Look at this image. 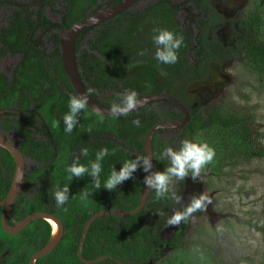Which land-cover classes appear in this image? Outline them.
Here are the masks:
<instances>
[{
  "label": "trees",
  "instance_id": "1",
  "mask_svg": "<svg viewBox=\"0 0 264 264\" xmlns=\"http://www.w3.org/2000/svg\"><path fill=\"white\" fill-rule=\"evenodd\" d=\"M64 1L67 3L65 9L68 11L62 18L63 27L69 28L104 6H96L97 1L105 2L106 0ZM171 6L170 0H159L148 6L150 8L147 10V17L151 20L155 18L165 20L169 31L179 35V29L168 23L171 19L164 7ZM78 8L82 11L79 12ZM92 8L94 9L91 13L89 11ZM253 15L246 27L255 32V36L253 35L246 41L245 54L248 63L264 73V42L260 41L257 35L262 26V20L257 14ZM132 16L131 13L123 12L116 18L86 28L81 31L75 42V61L83 87L94 101L105 107L114 108L123 105L125 98L131 93H135V97L137 94H158L162 90L169 94L167 86L171 82L173 71L164 73L158 67V61L146 60L141 55L142 52L139 50L141 46L135 44L137 38L134 35ZM136 16L138 15L136 14ZM30 23L31 18L28 17L21 21L18 20L15 25L11 26L12 28L9 30L11 32L8 35L9 42L15 49L18 47L23 56L22 64L19 67L20 70H24V77L17 82L15 79L9 83L7 78L0 74V109L10 107L14 103H18L21 108H27L33 103L34 107L31 106V108L44 116V124H41V128L34 125L35 123L20 122V120H15V124L6 121V124L2 125L5 130L13 128L17 131L22 144L20 151L36 163V167L27 172L25 190L16 198L11 216L15 220L23 219L28 214L36 212H46L56 216L62 222L63 237L53 252L38 259L37 262L83 264L75 254L78 239H73L72 229L75 228L77 232H81L86 221L99 211L135 209L138 206L146 172L139 168L142 159L132 177L118 185L115 190H105L103 184L113 167L119 171L124 161L142 157L143 137L160 122V119L156 111L149 109L117 116H101L96 115L86 106V109L78 116V124L72 133H65L63 116L68 112L69 97L76 93L61 66L60 50L57 45L58 35L52 36L56 48L47 55L49 58L45 59L43 51L36 49L29 41L33 34V25ZM45 24L49 29L50 22L45 20ZM154 34L152 31L151 38ZM87 35L90 36L86 39ZM191 45L190 41L184 39L181 47L183 49L178 51L183 50V54H178L179 61L176 62L178 66L174 68L178 71L177 77L180 75L187 77L194 73L192 67L188 66L189 60L184 56V49ZM206 60L208 59L202 56L197 60L196 66L199 71ZM196 72L198 73L197 70ZM27 91L30 94H27ZM167 110L171 116L173 111L170 108ZM92 116L95 120L92 119ZM193 116L194 120L191 121L193 124L188 123L189 129L182 135L178 133L174 138L166 141L154 134L152 151L154 164L157 166L156 173L162 172L170 166L168 158L163 155L165 149L171 147L173 150L179 151L182 141L192 140L197 131H209L210 133L218 131L226 135L231 140L232 147L235 145L244 147L247 157L250 152L262 154L255 147L246 121L234 116H222L217 108L197 109ZM134 120L139 121L138 126L133 123ZM40 133L47 138L50 136L49 139L43 141L38 138L36 134ZM177 136H180L181 139L174 143ZM114 139L125 142L126 146L121 147L113 141ZM102 148H107L109 155L105 156L102 162L100 189L96 190L92 187V177L88 174L82 178L71 180L68 178L69 174L66 172V168L73 161L79 160L81 163L88 164L95 159L96 153ZM84 149H87V155L83 154ZM131 150H137L139 153L133 154ZM0 159V199H2L9 190L14 163L11 156L2 148H0ZM142 171L143 174H141ZM191 175L190 170L187 176ZM174 180L182 185L185 179L178 180L174 177ZM64 186L69 187L67 194L69 200L65 205L58 207L54 193ZM84 190L91 192L87 199L81 197ZM99 194L103 195L102 199ZM119 195H130L127 198L131 199L130 204L127 200L117 201ZM154 195L156 199L149 203V206L152 207L149 210L154 209L155 205L162 207L163 202L167 206L168 202L174 200V195L166 191L157 197L156 190H154ZM144 218H146L144 211L128 217L127 222L123 223V232L116 229L117 218L111 214L94 219L84 239L85 260H96L102 255L116 257V252L120 255L118 259L122 262H125L126 255L129 257L133 253H135L136 264H141L150 258L154 248H149V246L153 242L157 243L159 236L156 233L146 234L148 238L143 240L146 232V229L142 227ZM130 227L133 229H128ZM260 232L264 236V228ZM50 233L49 224L42 219L31 221L25 229L16 235L5 233L0 223V253L10 250L14 254L20 255L23 250V253L27 252L26 257L18 264H27L31 255L46 245ZM69 237L72 239L70 240ZM8 264H13V262H10L9 259ZM95 264L102 263L98 261Z\"/></svg>",
  "mask_w": 264,
  "mask_h": 264
},
{
  "label": "rangeland",
  "instance_id": "2",
  "mask_svg": "<svg viewBox=\"0 0 264 264\" xmlns=\"http://www.w3.org/2000/svg\"><path fill=\"white\" fill-rule=\"evenodd\" d=\"M148 1L153 3V0ZM235 2L249 7L248 12L257 11L262 20L257 35L264 42V0ZM54 20L58 21V16ZM153 21L147 30L161 29L163 25L157 22L158 18ZM244 28L241 39L238 40L239 34L234 29L231 38L227 39H235L238 50L221 72L227 75V83L212 96L207 93L199 96V105L201 108H217L222 116L246 121L255 147L262 154L248 150L247 157L242 145L232 147L231 140L218 131L195 133L192 141L207 143L215 150V156L195 178L187 176L185 185H179L174 177L168 184L165 191L174 195L169 206H177L182 219L177 231L171 230L164 235L163 241L158 242L164 244L168 241L155 258L152 256L154 264H264V236L260 232L264 228V73L248 63L245 45L255 32ZM224 30L221 26L213 33ZM138 33H143V29ZM147 35L151 39V33ZM92 119L95 120L94 116ZM153 211L156 213L159 209ZM154 215L143 226L146 229L143 240L148 238L146 234H153L150 227L159 221ZM170 218L172 211L169 208L168 221ZM0 255V264H8L9 259L18 264L23 259L10 250Z\"/></svg>",
  "mask_w": 264,
  "mask_h": 264
},
{
  "label": "flooded vegetation",
  "instance_id": "3",
  "mask_svg": "<svg viewBox=\"0 0 264 264\" xmlns=\"http://www.w3.org/2000/svg\"><path fill=\"white\" fill-rule=\"evenodd\" d=\"M56 1L58 0H0V74L4 75L7 78L9 83L14 81L15 79L17 82V80L24 77L25 75V73L23 72L24 70L23 69L20 70V67H19L22 64L21 62L23 59L22 54L19 52L20 49L17 47L18 49L17 51V49H15V47L12 46V44L8 40L9 32H11L9 30L12 28L11 26L15 25L18 20L21 21L22 19H25L27 17L31 18L30 24L33 25V28H32L33 34L32 36H30L29 41L32 46L36 47V49L43 51L44 58L48 59L49 57L47 55L50 54L56 48V44L52 40V36L57 34L58 39H59V33L61 32L62 28H65L63 27L62 18L68 11V9H65V7L67 6V3H65L64 0H59L58 3H56ZM110 1L112 0H106L105 2H98L96 6L99 7L100 5H106ZM145 1H148V0H140L139 2L131 5L129 8H127L123 12H128V13L133 14L132 20H133L134 35H135V38H137L135 41V44L141 46L139 50L140 52L143 53L144 59L147 60V59H153V55L156 51V46L153 44L152 38L149 39L147 37L148 33H152V31H154V30H151V31L147 30V28H149L150 26L149 24L154 22L153 20L147 17V10L150 8L148 6L153 5L159 0H153V3H149V1L147 3ZM170 1L172 3V6L164 7L167 9L170 15L169 17L171 20L168 23L170 24V26L172 25L173 27L179 29L180 32L178 36H181L183 37V40L187 39L188 41H190V43H192L191 46L184 49L185 50L184 56L189 60L188 66L192 67L194 73H191L190 76H187V77H182L183 75H180V77H177L178 71L174 69L175 67L178 66L176 65L177 63L170 64V65L162 64V63L158 64V67L164 73L173 71V76L170 78L171 82L167 86L168 87L167 89H169V94H167L165 90H162L161 93H158V94L169 95L175 98L178 102H180L183 105L189 117L188 121L180 129H159L155 132L156 136H160L166 141L174 138L176 134L178 133L179 135H182L183 132L186 133L187 130L189 129V126H187V124L188 123L193 124L191 122L192 120H194L193 115L197 112V109H201L199 105V96L204 95V93H207V95L212 96L215 94L214 91L220 89L224 84L227 83L228 81L227 75L221 72H223L224 68L227 66L229 62V58H231L232 55L234 53H237L238 51L236 43H235V39L233 40H227V39L231 38L230 33L233 31L232 29L237 31V34H239L238 40L241 39L242 38L241 34L243 33L242 30L245 29L244 26L246 27L251 15L257 14V16H259L256 10H252V12H248L249 7H243L241 5H238L235 2L236 0H227V2L222 1V0H215V2L211 0H170ZM119 3H120L119 0H116V1L114 0L110 4V6H117L119 5ZM60 5L62 6L60 7ZM94 8H92L89 12L92 13L93 12L92 10ZM122 13H120L119 15H121ZM136 14L138 16H136ZM56 16H58V21L54 20V17ZM143 16L145 17L142 18ZM45 20L50 22V25L48 27L49 29H47ZM157 22L160 25H163L161 29L169 28L165 20L163 21V20L158 19ZM241 25H244V26L242 27ZM221 26H223V29H225L224 31H217L213 33V30L215 28L219 29ZM140 29H143V33L139 34L138 30ZM28 34H30V32H28ZM251 37H253V35ZM180 49H183V48H180ZM178 54H183V50L181 52H178ZM201 56L206 57L208 60L203 62V64L201 65L202 68L199 71V69H197L198 66H196V62ZM196 70L198 71V73L196 72ZM183 71H185V68H183ZM186 84L188 85L185 87ZM201 85H204V86H201ZM27 94H30L29 91H27ZM149 95H152V94H144V95L137 94L135 98L142 97V96H149ZM32 104H30L29 107L27 108H21L18 103H14L10 107L7 106L3 109H0V135L3 138H5V140L8 141L9 144L13 148H16L23 155L25 159V179L27 176V172L30 169H33L34 167H36V163L31 161L28 157H26L20 151L22 144H21V138L19 134L17 133V131L13 128L5 130L4 128H2V125L6 124V121L11 122V123L13 122L15 124L16 123L15 120L16 121L20 120V122L35 123L34 125H38L41 128L42 126L41 124H44V116H42L41 114L36 112L34 109H32L34 107ZM169 108L171 109V111H173L171 116L169 115V111L167 110ZM143 109H149V110L156 111L160 119V122L157 125H160L166 121H180L181 119H183L182 111H180L177 108V106L174 105L172 102L167 101V100H159V101L151 102L138 111H141ZM36 136L38 138H41L43 141H46L50 137V136L48 138L46 136L44 137L43 134L41 135V133L36 134ZM179 139H181V137L177 136L175 141L177 142V140ZM113 141L118 143L119 145L121 144L120 146L124 148L125 142L119 143L115 139ZM131 152L133 154L139 153L137 150H131ZM6 153L9 154L8 151H6ZM141 156L142 157L145 156L143 151H142ZM142 163H143V159L141 161L139 168L144 169V163L143 164ZM153 163H154V156H153ZM14 169H15V166H14ZM156 169H157V166L156 164H154V174L156 173ZM141 174H143V171ZM146 175H147V171L145 172L144 179H146ZM186 178L187 176H185L184 178L185 179L183 182L184 185L187 180ZM24 190L25 188H23L22 192ZM154 190L155 189L153 188L150 189L149 194L146 198V204L144 208L140 211V212L144 211L145 217H146L144 218V223L142 227L146 225L147 223L146 221L149 220L151 215L156 214V216L159 217V221H157L155 225H152L149 231L150 232L152 231L153 234L154 233L158 234L159 241H163L164 235H167L169 232H171V230L177 231L176 227L182 218H179V220L176 223H170V221L173 220L174 217L176 216L181 217V213L177 209L178 208L177 206L176 207L172 205L169 206V202L167 206L163 202L162 207H157V205H155L154 209L149 210L150 208H152L151 206H149V203H151L153 200L156 199L154 195ZM129 196L130 195L128 196L119 195L117 196V201L127 200V202H129L131 200V199L130 200L127 199ZM99 197L102 199L103 195L99 194ZM4 198L0 199V202L3 201ZM139 198H140V195H139ZM12 206H11V210H12ZM169 208L172 211V218H170L168 221V209ZM157 209H159V211L155 213V211L153 210H157ZM11 210L5 220V224L8 227L13 226L14 224L20 222L26 217L25 216L23 219H20V220H15L11 216ZM114 210L132 211L134 210V208L133 209L122 208V209H114ZM4 211H5V207L0 206V223H1V217ZM111 215L117 218L116 229H119L121 232H123L124 231L123 223H126L127 222L126 219L131 216H120V215H114V214H111ZM84 225H83V228H84ZM1 227H2V224H1ZM128 229L131 230L133 229V227H130ZM71 232L72 234H74L73 239H78V243L75 248L76 257L81 263H83L82 260L86 261L84 258L86 253H85V250H83V245L78 255L79 240H80L82 231L77 232V230L74 228L72 229ZM69 239L71 240L72 237H69ZM158 242L157 243L153 242L151 246H149V248H152V247L154 248V252L153 254H151L150 258H147L141 264H154L155 263V260L153 261L152 256L155 258L156 253L162 250L164 244H166L168 241L166 242L164 241V244H160V243L158 244ZM144 243L147 244V242H144ZM54 249L51 252H53ZM4 252L7 253L8 250H5ZM20 256H23L22 260L25 259L26 255H23V250ZM119 256L120 255L118 254V252H116V257L113 255L111 256L102 255L98 257L99 258L98 261H100L102 264H136L135 253L130 254L129 257L128 255H126L124 257L125 262H122L120 259H118ZM30 258L28 259L27 264L29 263ZM38 259L35 260L34 264H43L42 262H37Z\"/></svg>",
  "mask_w": 264,
  "mask_h": 264
},
{
  "label": "water",
  "instance_id": "4",
  "mask_svg": "<svg viewBox=\"0 0 264 264\" xmlns=\"http://www.w3.org/2000/svg\"><path fill=\"white\" fill-rule=\"evenodd\" d=\"M113 1L114 0L110 1L106 5H104L97 11H95L91 16H88L86 18H83L77 21L76 23L71 25L69 28H62L61 32L59 33V39H58L61 66H62L64 73L68 77V80H69V83L72 89L75 91L76 95H80V94L86 95L88 99L87 107L96 115H102V116H117V115H122V113L113 112V108L105 107V106L98 104L86 92L85 88L83 87L82 81L79 77V70L76 66L74 47H75L76 39L82 30L102 24L108 20L113 19L114 17L122 13L124 10L129 8L131 5L139 2L140 0H119L120 1L119 5L110 6V4ZM201 86H204V85H201ZM159 100H167V101L172 102L174 105H176L177 108L180 111H182L183 119H181L180 121H168L160 125H156L152 129H150L144 136L142 150H143L144 155L148 158V161L150 164V168L147 171L146 177H150L154 174L153 154H152V146H151L152 136L154 132L159 129H180L189 119L188 113L183 107V105L180 102H178L175 98L169 95H164V94H155V95L142 96V97L135 98L134 100L135 107L132 110L128 111L126 114L135 112L141 109L142 107L148 105L149 103L159 101ZM119 107L123 108L124 104ZM0 147L9 152V154L13 158L14 166H15L14 174H13L12 181H11L9 190L7 192V195L4 198V200L0 202V206L5 207V211L1 217V224H2L4 231L9 235L18 234L23 229H25V227L31 221L35 219H42L46 221L51 228L50 238L48 242L46 243V245L41 250L33 254L29 260L28 264H34L36 259L47 255L57 246V244L60 242L62 235H63V226H62L61 221L57 217L51 214H48V213H43V212L31 213L27 215L20 222L14 224L13 226L11 227L6 226L5 220L11 210V206L24 188L25 159L23 155L16 148H13L9 144V142L6 141L2 136H0ZM150 189H151V186L146 185L144 182L142 192L139 198V204L132 211L113 209V210H102L94 214L86 222L82 230V234L79 240L78 255L81 251V247L86 237L87 230L91 222L94 219L102 218L106 214H114V215H120V216H132V215L139 213L146 204V198L149 194ZM98 260L99 258L96 260H91V261L82 260V262L83 264H95L96 262H98Z\"/></svg>",
  "mask_w": 264,
  "mask_h": 264
},
{
  "label": "clouds",
  "instance_id": "5",
  "mask_svg": "<svg viewBox=\"0 0 264 264\" xmlns=\"http://www.w3.org/2000/svg\"><path fill=\"white\" fill-rule=\"evenodd\" d=\"M154 33L155 34L152 36V42L156 46L154 59L162 64H175L178 60V51L183 45V37L178 36L174 32L167 29H154ZM141 55H143V53H141ZM134 100L135 93H131L125 98L124 107H114L113 112L126 114L128 111L132 110L135 107ZM87 105L88 99L84 94L69 97L68 112L63 116L65 133H72L74 127L78 124V116L83 110L86 109ZM133 123L137 126L139 125L138 120H134ZM83 154L87 155V149L83 150ZM107 155H109L108 149L102 148L99 152L96 153L95 159L90 161L88 164L81 163L79 160L73 161L66 168V172L69 174L68 178L70 180L73 178H82L86 174H88L92 177V187L96 190L100 189V174L103 170L102 162L104 160V157ZM163 155L168 158L170 166L166 167L164 171L157 172L150 177H146L145 179V184L151 186V188L156 190L157 197L161 196L164 193L173 177L177 178L178 180H183L191 170V174L193 178H195L200 173L202 168L212 162L215 156V150L207 143H196L192 140L185 139L182 141V145L179 151H175L171 147H169L165 149ZM141 159H143L144 170L148 171V169L150 168V164L146 156L138 157L136 160H126L121 164L122 166L119 171H117L115 167L111 169L107 179L104 181L103 188L108 191H113L125 180L130 179L132 177V174L136 171L138 163ZM68 191L69 187L64 186L62 189H58L54 193V198L58 207L65 205L69 200V197L67 195ZM89 195H91V192L86 190L82 191L81 193V197L84 199H87ZM197 206H199V203L197 204ZM179 218V216L174 217V219L171 220L170 223H176Z\"/></svg>",
  "mask_w": 264,
  "mask_h": 264
}]
</instances>
